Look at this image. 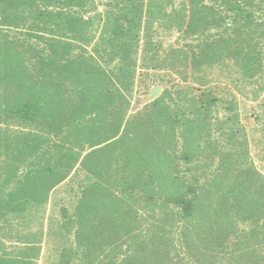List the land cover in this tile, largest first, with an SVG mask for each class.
Segmentation results:
<instances>
[{
  "label": "trees",
  "instance_id": "obj_1",
  "mask_svg": "<svg viewBox=\"0 0 264 264\" xmlns=\"http://www.w3.org/2000/svg\"><path fill=\"white\" fill-rule=\"evenodd\" d=\"M139 69L258 99L264 0H0V149L64 183L90 264H264V174L214 114L234 102L172 87L132 113Z\"/></svg>",
  "mask_w": 264,
  "mask_h": 264
},
{
  "label": "crops",
  "instance_id": "obj_2",
  "mask_svg": "<svg viewBox=\"0 0 264 264\" xmlns=\"http://www.w3.org/2000/svg\"><path fill=\"white\" fill-rule=\"evenodd\" d=\"M17 158L14 150L0 149V264H90L64 183L28 185Z\"/></svg>",
  "mask_w": 264,
  "mask_h": 264
},
{
  "label": "rangeland",
  "instance_id": "obj_3",
  "mask_svg": "<svg viewBox=\"0 0 264 264\" xmlns=\"http://www.w3.org/2000/svg\"><path fill=\"white\" fill-rule=\"evenodd\" d=\"M99 8L102 10L103 6L99 5ZM176 38L177 35L171 38L167 37L164 43L166 45L175 43ZM234 72L232 75L233 78L238 76V73ZM209 76L212 78V82L208 85H201L193 79H189L187 82L181 81L179 75L171 70L146 71L139 69L131 98V112L135 113L143 109L149 102L161 96L163 91L168 88H181L188 94L200 93L201 89L212 90L214 95L234 102V104H229L232 106L231 111L228 109V104H216L214 106L216 107L214 113L216 119L226 117V114H229L227 112L237 114V118L244 132L241 130L238 131L239 133L233 140L236 142L246 141L247 151L250 154L251 160L254 162L255 167L264 174V91L258 99H254L249 91L254 85H249L247 82L240 84L232 83L231 77L220 73L217 69L213 70ZM154 87L159 88L157 96H153L152 94ZM216 137L220 141V148L224 150L230 148L229 146L232 141L229 142L226 135L220 136L217 134ZM203 161L204 159H201V162ZM121 250L122 246L120 245Z\"/></svg>",
  "mask_w": 264,
  "mask_h": 264
},
{
  "label": "water",
  "instance_id": "obj_4",
  "mask_svg": "<svg viewBox=\"0 0 264 264\" xmlns=\"http://www.w3.org/2000/svg\"><path fill=\"white\" fill-rule=\"evenodd\" d=\"M158 92H159V88L158 87H154L153 92H152L153 96H157Z\"/></svg>",
  "mask_w": 264,
  "mask_h": 264
}]
</instances>
